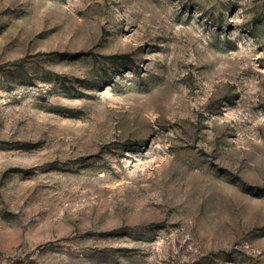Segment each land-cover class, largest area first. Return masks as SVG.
<instances>
[{
  "label": "rangeland",
  "instance_id": "374dc122",
  "mask_svg": "<svg viewBox=\"0 0 264 264\" xmlns=\"http://www.w3.org/2000/svg\"><path fill=\"white\" fill-rule=\"evenodd\" d=\"M0 264H264V0H0Z\"/></svg>",
  "mask_w": 264,
  "mask_h": 264
}]
</instances>
